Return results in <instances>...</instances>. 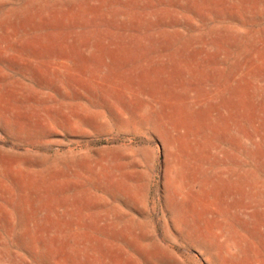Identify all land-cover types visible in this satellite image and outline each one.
Returning a JSON list of instances; mask_svg holds the SVG:
<instances>
[{
	"label": "rangeland",
	"instance_id": "rangeland-1",
	"mask_svg": "<svg viewBox=\"0 0 264 264\" xmlns=\"http://www.w3.org/2000/svg\"><path fill=\"white\" fill-rule=\"evenodd\" d=\"M0 264H264V0H0Z\"/></svg>",
	"mask_w": 264,
	"mask_h": 264
}]
</instances>
